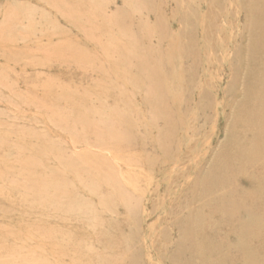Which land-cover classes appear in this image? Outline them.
Wrapping results in <instances>:
<instances>
[{
    "label": "rangeland",
    "instance_id": "1",
    "mask_svg": "<svg viewBox=\"0 0 264 264\" xmlns=\"http://www.w3.org/2000/svg\"><path fill=\"white\" fill-rule=\"evenodd\" d=\"M263 8L0 0V264H264Z\"/></svg>",
    "mask_w": 264,
    "mask_h": 264
},
{
    "label": "bare ground",
    "instance_id": "2",
    "mask_svg": "<svg viewBox=\"0 0 264 264\" xmlns=\"http://www.w3.org/2000/svg\"><path fill=\"white\" fill-rule=\"evenodd\" d=\"M181 1V0H180ZM184 1V0H183ZM255 1H257V0H255ZM178 3V2H177ZM208 3V2H207ZM263 3V2H262ZM261 3V4H262ZM185 4H186V2H185ZM206 4V3H205ZM260 4V3H259ZM261 4H260V6H261ZM176 5V4H175ZM263 5V4H262ZM190 6V5H189ZM188 6V7H189ZM213 6H215V5H213ZM254 6H255V4H254ZM259 6V7H260ZM186 7H187V4H186ZM208 7V6H207ZM211 7V6H210ZM256 7V6H255ZM258 7V6H257ZM263 7V6H262ZM177 9H179V7L177 6ZM188 9V8H187ZM199 9V8H198ZM255 9V8H254ZM257 10L259 11V9L257 8ZM260 10H261V7H260ZM210 11V10H209ZM215 11V10H214ZM262 11H264V8H263V10ZM186 12V11H185ZM182 14H183V12H181ZM190 13V12H189ZM213 13V12H212ZM263 14H264V12H262ZM261 13V14H262ZM255 14V13H254ZM254 14H252L251 15V17L254 15ZM256 14H258V13H256ZM184 15V14H183ZM191 15V14H190ZM178 16V15H177ZM256 15H254V17H255ZM258 16H260V15H258ZM156 17V16H155ZM187 17V16H186ZM253 17V18H254ZM264 17V16H263ZM158 18V17H157ZM179 18V17H178ZM257 19H258V17H256ZM217 19V18H216ZM248 19V18H247ZM252 19V18H251ZM159 20V19H158ZM212 20V19H211ZM213 20H214V18H213ZM254 20H256V19H254ZM260 19H258L257 20V22L259 21ZM183 21H184V18H183ZM215 21V20H214ZM217 21V20H216ZM261 21H262V24H263V20L261 19ZM186 22V21H185ZM211 22V21H210ZM257 22H254L255 23V25L257 24ZM215 23V22H214ZM186 24V23H185ZM185 24L183 25V26H185ZM251 24H253V22L251 21V23H250V25ZM260 24V23H259ZM258 24V25H259ZM188 25V24H187ZM216 25V24H215ZM249 25V26H250ZM264 25V24H263ZM182 26V25H181ZM254 26V25H253ZM187 27V26H186ZM186 27H184V29H186ZM251 27V26H250ZM259 27H260V25H259ZM181 28V27H180ZM252 28H254V29H256L257 28V26H256V28L255 27H252ZM261 29V28H260ZM263 28H262V33H264L263 32ZM250 31H252V33L254 34V32H253V30H251L250 29ZM255 31V30H254ZM188 32V31H187ZM257 32H258V29H257ZM261 32V31H260ZM249 33V32H248ZM261 33V34H262ZM184 34H186V31H185V33ZM210 34V33H209ZM250 36H252L251 34H249ZM259 35V34H258ZM263 35V34H262ZM180 36H182V35H180ZM255 36H256V34H255ZM190 37V36H189ZM186 38V37H185ZM250 38V37H249ZM254 38V37H253ZM181 39V38H180ZM255 39V38H254ZM250 40H253L252 38L250 39ZM190 41H192L191 39H190ZM252 42V41H251ZM193 43V42H192ZM191 43V44H192ZM254 43V42H253ZM263 43H264V41H263ZM190 44V45H191ZM243 44V43H242ZM190 45H188V46H190ZM193 45V44H192ZM251 45H252V43H251ZM187 46V47H188ZM193 46H195V45H193ZM244 47V46H243ZM246 47H248V46H246ZM259 47V46H258ZM257 47V48H258ZM254 48V47H253ZM185 49H187V48H185ZM184 49V50H185ZM194 49V48H193ZM250 48H248V50H249ZM188 50V49H187ZM186 50V51H187ZM199 50V49H198ZM259 49H257V51H258ZM194 51V50H193ZM193 51H190V52H192L193 53ZM196 51V50H195ZM261 52H262V50H261ZM256 53V52H255ZM255 53H253V54H255ZM183 54V50H182V52H181V56H183L182 55ZM185 54V53H184ZM194 54V53H193ZM180 56V57H181ZM188 56H190V55H188ZM258 56V55H257ZM184 57V56H183ZM201 58V57H200ZM187 59V58H186ZM200 60H202V58L200 59ZM197 61V60H196ZM255 61H256V58H255ZM181 62H183V60L181 59ZM188 62V61H187ZM195 64V63H194ZM198 64V63H197ZM247 66V65H246ZM187 67V66H186ZM185 67V68H186ZM177 68V67H176ZM183 68V67H182ZM181 68V69H182ZM199 68H200V66H199ZM229 68H231L230 66H229ZM180 69V68H179ZM178 69V70H179ZM181 69H180V71H178V72H181ZM198 71H200V70H198ZM247 71V70H246ZM176 72V71H175ZM188 72V71H187ZM190 72V71H189ZM182 73H183V71H182ZM247 73V72H246ZM245 73V74H246ZM171 74V73H170ZM169 74V75H170ZM185 74H190V73H185ZM244 74V73H243ZM264 74V73H263ZM178 75V74H177ZM201 75V74H200ZM257 75V74H256ZM172 76H173V74H172ZM187 76V75H186ZM186 76H185V78H186ZM169 77H171V76H169ZM181 77H182V75H181ZM180 77V78H181ZM188 77V76H187ZM201 77V76H200ZM203 77V76H202ZM247 77H250L251 78V73H249V75L247 76ZM255 77V76H254ZM253 77V78H254ZM264 77V76H263ZM183 78V77H182ZM205 78V77H204ZM208 78V77H207ZM172 79V78H171ZM264 79V78H263ZM199 80H200V78H199ZM206 80V79H205ZM197 81V80H196ZM204 81V80H203ZM251 81V80H250ZM255 81H257V79H255ZM254 81V82H255ZM263 81V80H262ZM185 82V81H184ZM206 82V81H205ZM253 83V82H252ZM186 84V83H185ZM256 84H258V81L256 82ZM200 85V84H199ZM203 85H204V83H203ZM203 85H201V86H203ZM249 86H250V84H248ZM247 85V86H248ZM253 85V84H252ZM262 85H263V83H262ZM184 86H186V85H184ZM189 86V85H188ZM196 86H197V84H196ZM206 87V86H205ZM258 86L256 85V88H257ZM185 88V87H184ZM187 88V87H186ZM185 88V89H186ZM195 89H197L196 87H194ZM251 88V87H250ZM259 88V87H258ZM245 89V88H244ZM248 90H250L249 89V87H248ZM256 90V89H255ZM258 90V89H257ZM186 91H187V89H186ZM191 91V90H190ZM211 91V90H210ZM245 92H243V93H245L244 94V98H243V100H242V104H243V102H248L250 99H253L254 97H257L256 95L255 96H253L252 94H251V90L250 91H248L247 92V89L246 90H244ZM261 91H262V89H261ZM264 91V90H263ZM179 92H181V91H179ZM194 92V91H193ZM197 92V91H196ZM199 93H200V90L198 91ZM197 92V93H198ZM247 92V93H246ZM258 92L260 93V90H258ZM187 93V92H186ZM254 94H255V92H254ZM252 95V96H251ZM264 95V94H263ZM179 96V95H178ZM197 96H198V94H197ZM250 96L251 97H253V98H250ZM262 96V95H261ZM233 100V99H232ZM235 102H237V101H235ZM251 102H252V100H251ZM191 103V102H190ZM187 104V103H186ZM258 104V103H257ZM183 105V104H182ZM181 105V106H182ZM255 105V104H254ZM234 107H235V105H234ZM264 107V102H263V104H262V108ZM233 110V109H232ZM239 110H243V109H239ZM206 111V110H205ZM236 111V110H235ZM255 111V110H254ZM192 112V111H191ZM233 112V111H232ZM260 112V111H259ZM237 113H238V110H237ZM253 114H254V112H252ZM252 114V115H253ZM232 115V114H231ZM236 115V114H235ZM242 115H243V113H242ZM260 115V114H259ZM234 118V117H233ZM259 119H261L260 117H259ZM231 120V119H230ZM247 120V119H246ZM262 121V120H261ZM263 122V121H262ZM228 123H229V121H228ZM247 125V124H246ZM263 126H264V123L262 124ZM250 127V126H249ZM233 128V127H232ZM236 129V128H235ZM235 129H233V130H235ZM249 129V128H248ZM262 129H264V128H262ZM254 130V129H253ZM261 130V129H260ZM263 131V130H262ZM241 133V132H240ZM239 133V134H240ZM234 134H235V132H234ZM251 134H252V138H251V140H253V141H257V140H261L260 138H259V135H258V133L254 130V133H252V131H251ZM256 134V135H255ZM239 137V136H238ZM243 142V141H242ZM263 142V141H262ZM242 144V143H241ZM245 146V145H244ZM222 147V146H221ZM264 152V151H263ZM220 156V155H219ZM255 156V155H254ZM223 157V156H222ZM217 162V161H216ZM210 163V162H209ZM211 164V163H210ZM214 165V164H213ZM206 170V169H205ZM207 172H208V170H206ZM202 177H203V175H202ZM202 180H204V179H202ZM206 181V180H205ZM203 186V185H202ZM202 192V191H201ZM208 193V192H207ZM199 197V196H198ZM196 199H197V197H195ZM201 198H202V196H201ZM211 201V200H210ZM195 202V201H194ZM213 203V202H212ZM209 208V207H208ZM237 208V207H236ZM195 209V208H194ZM197 209V211H200V209L197 207L196 208ZM205 209V208H204ZM197 211H196V213H197ZM222 210H220V212H221ZM236 212V211H235ZM234 213V212H233ZM227 214H229V215H232V211L230 210V212H227ZM235 214V213H234ZM224 215H226V214H224ZM236 215V214H235ZM240 215V214H239ZM240 217V216H239ZM210 218V217H209ZM234 218V217H233ZM199 219V218H198ZM244 219V218H243ZM196 221V220H195ZM199 221H200V219H199ZM198 221V222H199ZM216 221H217V219H216ZM222 221V220H221ZM246 221V220H245ZM220 222V221H219ZM237 222V221H236ZM241 222V221H240ZM217 223V222H216ZM223 223V222H222ZM227 223H228V221H227ZM242 223H243V221H242ZM242 223H239V224H241V230L239 231V232H241L240 234L241 235H247V234H252V233H250V232H254V231H251V230H253V229H251V230H249L250 228H248L249 226H247V225H249V223H247V225H242ZM251 223H252V221H251ZM251 223H250V225H251ZM155 224V223H154ZM219 224V223H218ZM244 224V223H243ZM245 224H246V222H245ZM253 224H255V223H253ZM174 225V224H173ZM225 225L226 226H228L229 224H226L225 223ZM233 225V224H232ZM152 226V225H151ZM253 226V225H252ZM154 227H155V225L153 226V229H154ZM203 227V226H202ZM217 227V226H216ZM220 227V226H219ZM228 227H230V225L228 226ZM240 227V226H239ZM237 228V227H236ZM252 228H254V226L252 227ZM221 229V228H220ZM224 229V228H223ZM228 229V228H227ZM255 229V228H254ZM259 229V228H258ZM150 230V229H149ZM225 230V229H224ZM231 230V229H230ZM215 233H216V231L215 230H213ZM260 231V230H259ZM258 231V232H259ZM224 232V231H223ZM236 232V231H235ZM239 232H238V234H239ZM173 233V232H172ZM184 233L185 232H182V235H181V237L183 238V236H184ZM150 234V233H149ZM211 234V233H210ZM228 234V233H227ZM255 234V233H254ZM253 235V234H252ZM190 236H195V238H194V241H195V244H196V246H198V244H200V243H202L203 245H202V247H197L198 248V251L199 252H196V254L197 255H199L200 254V252L204 249V247L206 246V245H204V243L206 242V239H207V236L205 235V237H203V236H201V232L198 230H194V231H192V234H190ZM210 236V235H209ZM255 236V235H254ZM257 236V235H256ZM150 237V236H149ZM213 237V236H212ZM214 237H216L215 235H214ZM229 237V236H228ZM257 237H259V236H257ZM248 238H249V236H248ZM226 239V238H225ZM230 239V238H229ZM214 240V239H213ZM156 241H158V239L156 240ZM260 242V241H259ZM233 244V243H232ZM261 245H263V243L261 244ZM155 246H157V245H155ZM158 246H159V244H158ZM161 246V245H160ZM169 246V245H168ZM211 246V245H210ZM264 246V245H263ZM237 247H238V245H237ZM245 246L244 245H242V246H240L239 247V251H241V253L243 254V255H245V257H247L248 256V254L246 253L247 252V249H249V248H247V249H245L244 248ZM257 247V246H256ZM169 248V247H168ZM252 248V247H251ZM250 248V249H251ZM258 248V247H257ZM256 248V249H257ZM194 249V248H193ZM225 249V248H224ZM167 250V249H166ZM183 250V249H182ZM182 250H181V252H182ZM194 250H196V249H194ZM226 250V249H225ZM197 251V250H196ZM218 251V250H217ZM259 251V250H258ZM237 252V251H236ZM250 252V250L248 251V253ZM254 251L252 250V253H253ZM260 252V251H259ZM166 253H167V251H166ZM166 253H165V255H166ZM175 253L177 254V250L175 251ZM251 253V254H252ZM255 253V252H254ZM176 254H172V257H173V259H175V258H177L180 262H181V264H188V262L186 261V260H184V258L183 257H181V256H179V255H176ZM178 254H180V251H179V253ZM250 254V253H249ZM257 254V253H256ZM186 255V254H185ZM255 255V254H254ZM220 256V255H219ZM261 257V256H260ZM259 257V258H260ZM167 258V257H166ZM226 258V257H225ZM239 258V257H238ZM250 258V257H249ZM264 258V257H263ZM222 259V258H221ZM253 260V259H252ZM163 261V260H162ZM235 261V260H234ZM247 261V260H246ZM227 262H228V260H227ZM227 262L225 263V264H227ZM223 263V262H222ZM247 263V262H246ZM249 263V262H248ZM170 264V263H169ZM191 264V263H190Z\"/></svg>",
    "mask_w": 264,
    "mask_h": 264
}]
</instances>
